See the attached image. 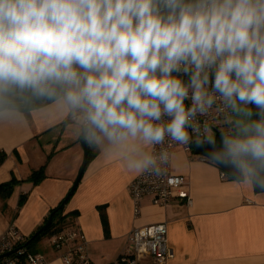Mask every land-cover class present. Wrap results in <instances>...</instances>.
Masks as SVG:
<instances>
[{"label":"clouds","instance_id":"1","mask_svg":"<svg viewBox=\"0 0 264 264\" xmlns=\"http://www.w3.org/2000/svg\"><path fill=\"white\" fill-rule=\"evenodd\" d=\"M36 112L138 174L195 137L264 189V0H0V123Z\"/></svg>","mask_w":264,"mask_h":264},{"label":"crops","instance_id":"2","mask_svg":"<svg viewBox=\"0 0 264 264\" xmlns=\"http://www.w3.org/2000/svg\"><path fill=\"white\" fill-rule=\"evenodd\" d=\"M92 149L82 176L65 204L76 211L75 227L86 240L94 264H110L126 248L133 228L167 224L172 257L163 264H264V192L237 179H222L221 168L200 155L176 146L171 173L181 176L190 202L178 197L166 206L146 198L137 215L128 190L138 173ZM0 183L15 178L11 194L0 195V233L15 225L29 236L73 185L84 160V149L71 122L60 114L33 113L26 125L0 123ZM44 166V177L27 181ZM24 195V197H23ZM24 200L19 205L20 197ZM104 207L106 228L100 214ZM35 252L46 264H63L49 243ZM139 264H159L147 258Z\"/></svg>","mask_w":264,"mask_h":264},{"label":"built area","instance_id":"3","mask_svg":"<svg viewBox=\"0 0 264 264\" xmlns=\"http://www.w3.org/2000/svg\"><path fill=\"white\" fill-rule=\"evenodd\" d=\"M186 100L185 104L190 105ZM201 124L205 122L214 132L222 131L227 125H222L223 116L215 111L206 116H198ZM191 132V130H189ZM193 137V142L195 141ZM180 146L185 151H192L191 144L185 146L166 140L163 146L170 158L159 173L145 171L138 174L128 186L133 201L134 214L140 211L143 201L149 198L154 204L166 206L173 198L185 199L190 202L188 192L182 188L181 176L171 173L170 160L172 151ZM201 160H209L200 156ZM222 179L228 174L221 169ZM167 224L155 223L144 227L133 228L126 237V248L110 264H139L150 258L154 263H166L172 257V249L167 239ZM28 236L20 232L15 225H10L0 233V264H46V259L39 252L30 251L25 242ZM49 243L55 250H62L59 256L63 264H94L86 251V240L78 228L66 227L49 235ZM9 253V254H8Z\"/></svg>","mask_w":264,"mask_h":264},{"label":"trees","instance_id":"4","mask_svg":"<svg viewBox=\"0 0 264 264\" xmlns=\"http://www.w3.org/2000/svg\"><path fill=\"white\" fill-rule=\"evenodd\" d=\"M221 133H222V131H216L215 132V140H216L218 147L220 146V142H221ZM87 149H88V154H87V162H88L93 157V152H92V149L88 146H87ZM4 158H5V154L1 153L0 154V163L3 161ZM43 177H44V166L40 167L39 169L32 171V173L28 177L27 181H31V182L36 183L37 181H39ZM231 178H233V177H231ZM233 179H235V178H233ZM17 182L18 181L15 178H12L11 180H9L7 182L0 183V195H2L3 197L9 196L13 190L14 185ZM74 190H72L70 196L72 195ZM255 191L264 192V189L255 188ZM70 196H69V198H70ZM23 197H24V195H23ZM23 197L22 196L20 197L19 205L22 204V202L24 200ZM64 197H63V199H64ZM69 198L66 200V202L64 204H62L63 199H61V201L57 205H55L54 207H52L49 210V213L47 214L44 222L32 234H30L28 236V238L25 242L27 247L29 246V244L31 242L38 239L39 237H41L45 233L50 235L52 233L59 232L66 227L77 228V227H75L74 222H73V218L76 216L77 212L76 211H70V212L64 213V207H65V204L67 203V201L69 200ZM100 214H101V217L103 220L104 227L106 228V216H105L104 207L100 208ZM50 215L52 216V222H51L50 226L47 229H45L44 231L40 232L39 234H35V232L46 222L47 218Z\"/></svg>","mask_w":264,"mask_h":264},{"label":"water","instance_id":"5","mask_svg":"<svg viewBox=\"0 0 264 264\" xmlns=\"http://www.w3.org/2000/svg\"><path fill=\"white\" fill-rule=\"evenodd\" d=\"M81 141V139H80ZM82 145H83V149H84V160L83 163L81 165V168L78 172V175L73 183V185L70 187L69 191L67 192V194L65 195L64 199L62 200V204H64L66 202V200L69 198L72 190H74L82 176V173L86 167L87 164V154H88V149L87 146L81 141ZM218 147V146H217ZM191 148H192V152L196 155H200V156H204L207 157L209 160H211L212 162H214L215 164H217L222 170H224L229 176L235 178L238 180V177L236 176V174L233 172V170L225 165H221L217 162H215L211 156H210V152H211V145H209L207 142H201V143H196L195 141L191 143ZM52 222V216L50 215L46 222L35 232V234H39L40 232L44 231L45 229H47L50 224ZM9 254V253H8Z\"/></svg>","mask_w":264,"mask_h":264},{"label":"rangeland","instance_id":"6","mask_svg":"<svg viewBox=\"0 0 264 264\" xmlns=\"http://www.w3.org/2000/svg\"><path fill=\"white\" fill-rule=\"evenodd\" d=\"M212 133L215 134L214 130H211ZM43 245V246H47L49 245V235L48 234H43L41 237H39L38 239L34 240L33 242H31L28 246L30 251L35 252L36 248L38 247V245Z\"/></svg>","mask_w":264,"mask_h":264}]
</instances>
